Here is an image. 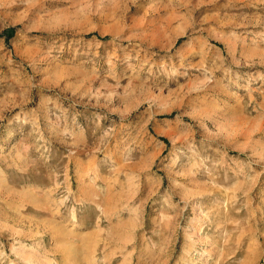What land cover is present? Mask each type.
Listing matches in <instances>:
<instances>
[{"label":"rangeland","instance_id":"obj_1","mask_svg":"<svg viewBox=\"0 0 264 264\" xmlns=\"http://www.w3.org/2000/svg\"><path fill=\"white\" fill-rule=\"evenodd\" d=\"M20 246L264 264V0H0V264Z\"/></svg>","mask_w":264,"mask_h":264},{"label":"bare ground","instance_id":"obj_2","mask_svg":"<svg viewBox=\"0 0 264 264\" xmlns=\"http://www.w3.org/2000/svg\"><path fill=\"white\" fill-rule=\"evenodd\" d=\"M210 79V78H209ZM208 80V79H207ZM131 209V208H130ZM109 210V209H108ZM56 223V222H55ZM50 225H52V227H53V229L55 230V231H58L60 228L57 226V225H55V224H53V220H52V222L50 223ZM65 229V228H64ZM65 231H66V229H65ZM68 233V232H67ZM193 234H194V232H192ZM65 234V233H64ZM121 241V240H120ZM125 241V240H124ZM126 242V241H125ZM123 243V242H122ZM16 250H18V252H20L19 253V256H21L22 258H23V260L25 261V263H27V264H35L33 261H32V259L29 257V256H26V255H24L25 253H24V248H23V246H20V247H18L17 249H15V251ZM18 255V254H17ZM228 257V256H227ZM206 263V262H205Z\"/></svg>","mask_w":264,"mask_h":264}]
</instances>
